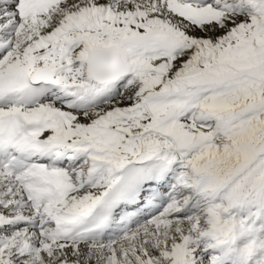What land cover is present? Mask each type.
<instances>
[{"label": "snow or ice", "instance_id": "6c2138e0", "mask_svg": "<svg viewBox=\"0 0 264 264\" xmlns=\"http://www.w3.org/2000/svg\"><path fill=\"white\" fill-rule=\"evenodd\" d=\"M0 264H264V0H0Z\"/></svg>", "mask_w": 264, "mask_h": 264}]
</instances>
